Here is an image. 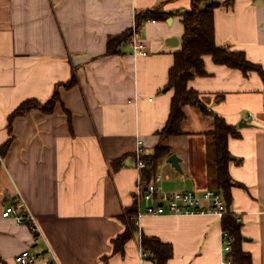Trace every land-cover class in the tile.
I'll return each mask as SVG.
<instances>
[{
	"label": "crops",
	"instance_id": "1",
	"mask_svg": "<svg viewBox=\"0 0 264 264\" xmlns=\"http://www.w3.org/2000/svg\"><path fill=\"white\" fill-rule=\"evenodd\" d=\"M211 3L220 4L216 44L245 53L264 71V0ZM159 6L171 16L142 25L147 57L134 56L127 44L108 56L112 38ZM190 7L191 0H0V149L12 138L6 157L0 156V264H17L26 250L36 264H141L143 236L172 246L168 264H221L224 227L214 216L146 217L123 253H115L114 243L126 231L125 211L136 203L139 141L147 156L162 144L172 151L154 171L165 192L217 191L216 154L212 150L210 158L207 150L215 117L239 134L228 145L237 183L229 210L242 225V251L252 264H264L261 75L246 76L204 57L206 75L188 88L207 113L188 105L182 136L164 141L159 135L171 112L169 72L182 50V14ZM171 39L178 43L168 45ZM56 89L60 102L52 115L34 110L15 119L9 133L8 118L23 102L46 103ZM176 150L184 153L181 171L168 163ZM22 204L18 214L35 217L38 237L27 224L2 216Z\"/></svg>",
	"mask_w": 264,
	"mask_h": 264
},
{
	"label": "trees",
	"instance_id": "2",
	"mask_svg": "<svg viewBox=\"0 0 264 264\" xmlns=\"http://www.w3.org/2000/svg\"><path fill=\"white\" fill-rule=\"evenodd\" d=\"M220 4L211 3V0H191V7L182 14L185 35L182 40V50L174 55V65L169 72L168 88L174 90L171 100V112L166 127L159 133L164 141L171 138L182 136V126L186 121L184 108L188 105L199 107L203 113L207 109L202 105L199 94L188 88V84L196 77H203L205 74V59L211 57L217 65L225 66L231 70H239L248 76L250 72L259 73L264 79V71L261 67L254 65L246 57L245 53L239 51H229L225 47L216 44L215 29V10ZM171 15L164 12L163 6L156 7L154 10L142 12L137 15L136 26L141 30L142 25L149 21H166ZM133 34L130 30L125 34L114 37L108 42V56L121 53V48L126 45ZM76 80L65 85V88L74 86ZM60 102L58 89L55 90L51 100L46 103L40 101L28 100L23 102L14 113L8 118L9 133L12 134L13 122L15 119L31 113L34 110L41 109L47 115H52L56 104ZM216 129L210 133L215 144V162L216 166V189L224 195L227 209L229 210L233 202L232 189L237 183L231 179L230 166L232 155L228 148L229 140L232 137H239L236 127H232L222 117H215ZM12 139V138H11ZM0 149V156L6 157L12 140ZM172 151L166 145H159L155 149L153 156H146L149 167L155 171L156 165L162 159L171 155ZM1 167V163H0ZM136 203L125 211L123 218L126 231L119 236L115 243V253H123L125 246L132 240L134 234L139 230L136 225L137 216ZM222 225L235 240L233 248V257L235 264H252L250 257L242 251L243 237L242 225L236 219V216L229 210V213L223 219ZM142 250L148 253V260L154 264H168L173 258L172 246L160 242L154 237H142Z\"/></svg>",
	"mask_w": 264,
	"mask_h": 264
},
{
	"label": "built area",
	"instance_id": "3",
	"mask_svg": "<svg viewBox=\"0 0 264 264\" xmlns=\"http://www.w3.org/2000/svg\"><path fill=\"white\" fill-rule=\"evenodd\" d=\"M133 34L126 43L133 49L134 56L147 57L148 46L141 39V31L136 24L132 29ZM135 154V166L140 172L138 178V186L136 192L137 216L135 217L136 225L139 227L140 221L146 217L161 216H214L221 221L229 213L227 209L224 195L219 191L206 190L199 194L197 192H165L163 189L162 176H158L149 167L145 160L147 153L145 152L144 143L138 142ZM25 205H11L6 208L2 216L5 219H14L19 224H27L36 237L40 230L35 217L29 213L25 216L18 214V211ZM239 221V220H238ZM222 240V261L221 264H235L233 257V248L235 240L231 234L223 229L221 234ZM148 253L141 251L139 258L141 264L148 261ZM17 264H36V257L30 250H26L15 258Z\"/></svg>",
	"mask_w": 264,
	"mask_h": 264
},
{
	"label": "rangeland",
	"instance_id": "4",
	"mask_svg": "<svg viewBox=\"0 0 264 264\" xmlns=\"http://www.w3.org/2000/svg\"><path fill=\"white\" fill-rule=\"evenodd\" d=\"M179 147H183V143H179ZM207 150H208V152H209V156H210V158H211V156H212V154H213V152H212V150H215V144H214V140H213V138L212 139H210L209 140V142H208V144H207ZM177 151V153L179 154L178 156H179V158H181L180 156H183L184 157V153L180 150V151H178V150H176ZM207 152V153H208ZM215 154H216V150H215ZM170 168V167H169ZM174 170V169H173ZM175 171V170H174ZM187 171V170H186ZM163 171L162 170H159V174H161ZM176 173H178V172H176ZM163 174V173H162ZM178 175H180V173H178ZM180 176H182L183 177V174H181ZM186 177H187V175H186ZM215 188V186L213 185V184H210V189H214ZM42 237V236H41Z\"/></svg>",
	"mask_w": 264,
	"mask_h": 264
},
{
	"label": "water",
	"instance_id": "5",
	"mask_svg": "<svg viewBox=\"0 0 264 264\" xmlns=\"http://www.w3.org/2000/svg\"><path fill=\"white\" fill-rule=\"evenodd\" d=\"M177 44L178 43V41H177V39H171V40H169L168 41V45H172V44ZM247 125L245 124V123H241L240 124V127L242 128V127H246ZM180 162H181V160L179 159V157L177 156V155H175V156H172L171 158H169V160H168V163L171 165V166H173L174 168H176L177 170H179V171H181L182 170V168H181V166H180Z\"/></svg>",
	"mask_w": 264,
	"mask_h": 264
}]
</instances>
